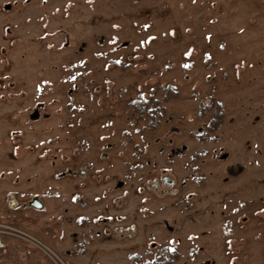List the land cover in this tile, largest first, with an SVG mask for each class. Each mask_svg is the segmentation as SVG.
<instances>
[{
	"label": "rangeland",
	"instance_id": "374dc122",
	"mask_svg": "<svg viewBox=\"0 0 264 264\" xmlns=\"http://www.w3.org/2000/svg\"><path fill=\"white\" fill-rule=\"evenodd\" d=\"M0 223L65 264H264V0H0Z\"/></svg>",
	"mask_w": 264,
	"mask_h": 264
},
{
	"label": "trees",
	"instance_id": "16d2710c",
	"mask_svg": "<svg viewBox=\"0 0 264 264\" xmlns=\"http://www.w3.org/2000/svg\"><path fill=\"white\" fill-rule=\"evenodd\" d=\"M156 91L162 92L163 95L161 101L156 100V98L153 99L152 97L145 101L142 99H138L132 102L131 110L135 122L142 120L143 117H149L153 121L152 127L155 128L159 122L161 112L164 109L160 102L163 103L171 98L177 97V91L175 90V88L168 84L164 85L163 87L156 88ZM221 113L222 112L219 110H216L214 112L212 120L208 125L209 131L216 129L217 126L221 123ZM153 257L156 264H170L177 259L178 255L176 254L174 249H170L168 246H162L160 249L154 252ZM135 259L137 258L135 257Z\"/></svg>",
	"mask_w": 264,
	"mask_h": 264
},
{
	"label": "built area",
	"instance_id": "2783aa9c",
	"mask_svg": "<svg viewBox=\"0 0 264 264\" xmlns=\"http://www.w3.org/2000/svg\"><path fill=\"white\" fill-rule=\"evenodd\" d=\"M0 235L11 236L20 239L29 245L39 249L44 252L45 255L50 257L57 264H65L59 256H57L45 243L40 239L30 234L29 232L11 224L0 223Z\"/></svg>",
	"mask_w": 264,
	"mask_h": 264
},
{
	"label": "water",
	"instance_id": "95a60500",
	"mask_svg": "<svg viewBox=\"0 0 264 264\" xmlns=\"http://www.w3.org/2000/svg\"><path fill=\"white\" fill-rule=\"evenodd\" d=\"M2 245L1 241H0V246Z\"/></svg>",
	"mask_w": 264,
	"mask_h": 264
}]
</instances>
